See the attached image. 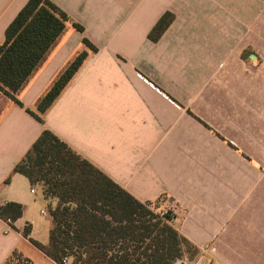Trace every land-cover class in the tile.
Instances as JSON below:
<instances>
[{
    "label": "crops",
    "instance_id": "crops-1",
    "mask_svg": "<svg viewBox=\"0 0 264 264\" xmlns=\"http://www.w3.org/2000/svg\"><path fill=\"white\" fill-rule=\"evenodd\" d=\"M51 1L84 32L67 26L17 93L24 107L0 93V206L24 207L14 228L0 218V264L15 251L32 264L33 255L57 264L31 242L49 243L37 237L53 226L41 207L48 200L13 174L46 129L139 201L166 205L178 232L200 254L208 249L200 264H264V89L249 78L253 55L238 52L236 62L222 32L202 30L189 14L194 0ZM27 2L0 0V44ZM166 11L175 20L153 42L149 33ZM84 50L87 59L38 121L27 109L38 113Z\"/></svg>",
    "mask_w": 264,
    "mask_h": 264
},
{
    "label": "trees",
    "instance_id": "trees-1",
    "mask_svg": "<svg viewBox=\"0 0 264 264\" xmlns=\"http://www.w3.org/2000/svg\"><path fill=\"white\" fill-rule=\"evenodd\" d=\"M166 11L149 33L158 42L175 20ZM68 25L84 28L51 0H28L5 32L0 44V93L19 106L17 93L23 88ZM85 46L97 48L83 39ZM88 51L80 52L61 72L39 100L37 112H27L43 122L42 115L59 97L81 65ZM38 186L50 205L53 219L49 243L31 242L57 264H176L195 260L200 252L172 224V215L158 213L136 199L66 142L46 129L13 169ZM11 177L6 180L9 183ZM22 204L0 206V218L14 223L23 216ZM31 226L23 235L28 238ZM193 252V257L189 254ZM5 264H32L15 251Z\"/></svg>",
    "mask_w": 264,
    "mask_h": 264
},
{
    "label": "rangeland",
    "instance_id": "rangeland-1",
    "mask_svg": "<svg viewBox=\"0 0 264 264\" xmlns=\"http://www.w3.org/2000/svg\"><path fill=\"white\" fill-rule=\"evenodd\" d=\"M191 9L189 14L193 15L192 13H194V18L198 20L202 30L222 32L221 35L219 34L221 38L219 41H227V46L233 48L236 62H241L237 58L238 52H242V56L246 54L245 52L253 55L251 66H249V78L257 83L258 89H264V0H194ZM244 50L247 51L244 52ZM257 74L260 76L257 77ZM253 88L250 85L251 94H254ZM256 94L258 95L257 92ZM252 154L257 156L256 153ZM259 156V161L263 160L264 151H260ZM262 164L264 165L263 162ZM53 204L55 203L52 201H44L41 207L48 210ZM147 204L157 208L158 213H169L166 205L158 208V201ZM45 220L47 219H43V224ZM261 234L264 237V232ZM49 236L50 232L45 227L38 228L37 237L39 239L46 241ZM207 250H202L200 255H205ZM189 255L193 257V252H190ZM33 257L36 264H41L36 259V255Z\"/></svg>",
    "mask_w": 264,
    "mask_h": 264
},
{
    "label": "built area",
    "instance_id": "built-area-1",
    "mask_svg": "<svg viewBox=\"0 0 264 264\" xmlns=\"http://www.w3.org/2000/svg\"><path fill=\"white\" fill-rule=\"evenodd\" d=\"M31 192L33 193V194H37V190L35 189V188H33L32 190H31ZM47 212L46 211H42V214L43 215H45ZM8 223L10 224V221H8ZM202 258H203V255H199L195 260H193V261H189V260H185V261H187L188 262V264H200V261L202 260ZM68 263V261L67 260H64V264H67Z\"/></svg>",
    "mask_w": 264,
    "mask_h": 264
},
{
    "label": "water",
    "instance_id": "water-1",
    "mask_svg": "<svg viewBox=\"0 0 264 264\" xmlns=\"http://www.w3.org/2000/svg\"><path fill=\"white\" fill-rule=\"evenodd\" d=\"M170 217H171V212H169V213L167 214L166 218H167V219H170ZM176 264H188V262L185 261V260H182V261H178Z\"/></svg>",
    "mask_w": 264,
    "mask_h": 264
}]
</instances>
